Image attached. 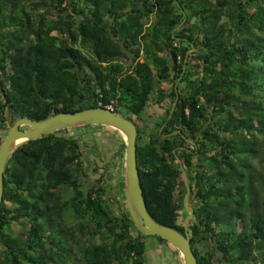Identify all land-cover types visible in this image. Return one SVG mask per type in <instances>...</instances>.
I'll return each instance as SVG.
<instances>
[{
  "label": "trees",
  "instance_id": "16d2710c",
  "mask_svg": "<svg viewBox=\"0 0 264 264\" xmlns=\"http://www.w3.org/2000/svg\"><path fill=\"white\" fill-rule=\"evenodd\" d=\"M151 103L141 141L134 117ZM109 104L137 126L147 210L180 232L182 163L197 264H264V0H0V144L7 110L13 121ZM86 125L9 154L0 264H147L125 201L124 140L107 126L112 153L99 163L95 143L83 150L67 134Z\"/></svg>",
  "mask_w": 264,
  "mask_h": 264
},
{
  "label": "water",
  "instance_id": "95a60500",
  "mask_svg": "<svg viewBox=\"0 0 264 264\" xmlns=\"http://www.w3.org/2000/svg\"><path fill=\"white\" fill-rule=\"evenodd\" d=\"M181 11L183 12V9H181ZM193 49L194 47H192L191 50H188V52ZM185 61L186 60L184 59L182 72H184L185 69ZM3 75L4 74L2 73V77ZM176 83L177 81L175 82L176 98L173 101L168 117L171 115L178 98ZM6 119L7 130L3 141L0 144V205L3 191L2 175L5 169V163L9 154L21 141L36 138L65 127L84 124H101L109 126L116 129L124 140V195L127 210L131 216L133 224L143 235H159L164 238L167 243L177 249L182 264H197L196 256L191 247L187 227L188 219L193 212V207L187 203L189 187L186 171L182 163H180V168L183 173V180L180 183L186 184V192L185 194L181 192V195H183L184 207L188 210V213L183 219L184 231L180 232L172 226L157 221L146 208L136 162L137 126L131 119L124 116L121 112L114 111L107 106H92L75 111H61L42 119H32L28 116H19L13 121L9 120V112L7 110ZM23 125L26 126L21 128ZM177 159L180 162L178 157Z\"/></svg>",
  "mask_w": 264,
  "mask_h": 264
},
{
  "label": "rangeland",
  "instance_id": "374dc122",
  "mask_svg": "<svg viewBox=\"0 0 264 264\" xmlns=\"http://www.w3.org/2000/svg\"><path fill=\"white\" fill-rule=\"evenodd\" d=\"M166 86H170V83H166ZM157 113L155 109V104L151 103L147 106L146 110L141 114V117H134L137 121V125L141 128V141L147 139V125L149 124L150 119L153 115ZM105 125L101 124H91L86 125L85 127H79L70 129L67 134L79 136V141L82 143V149L85 150L86 145L83 142L93 144L95 143L98 147V156L99 163H102V159H106L110 153H112L111 144L112 140L115 138L112 135L111 129L104 127ZM7 128V126H6ZM112 128V127H111ZM7 129H5L6 131ZM91 147V145H90ZM124 150V148H123ZM95 155V156H96ZM124 162V158H123ZM114 170L110 171V179L113 185L117 184V178L114 175ZM124 173V166H123ZM119 197V196H117ZM120 198V197H119ZM24 227L22 224H13L12 230L14 233H17ZM146 252H145V261L147 264H177L176 255L170 244L161 243L155 236L147 235L145 237ZM177 250V249H176Z\"/></svg>",
  "mask_w": 264,
  "mask_h": 264
},
{
  "label": "built area",
  "instance_id": "2783aa9c",
  "mask_svg": "<svg viewBox=\"0 0 264 264\" xmlns=\"http://www.w3.org/2000/svg\"><path fill=\"white\" fill-rule=\"evenodd\" d=\"M107 107H109V108H111V109H112V106H111V104L107 105Z\"/></svg>",
  "mask_w": 264,
  "mask_h": 264
},
{
  "label": "flooded vegetation",
  "instance_id": "af4514ba",
  "mask_svg": "<svg viewBox=\"0 0 264 264\" xmlns=\"http://www.w3.org/2000/svg\"><path fill=\"white\" fill-rule=\"evenodd\" d=\"M26 125L21 126V128H24Z\"/></svg>",
  "mask_w": 264,
  "mask_h": 264
}]
</instances>
